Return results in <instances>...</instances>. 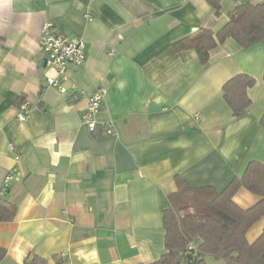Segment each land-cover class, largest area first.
<instances>
[{
	"label": "crops",
	"instance_id": "1",
	"mask_svg": "<svg viewBox=\"0 0 264 264\" xmlns=\"http://www.w3.org/2000/svg\"><path fill=\"white\" fill-rule=\"evenodd\" d=\"M263 2L220 0L217 15L209 0H0V187L20 173L0 201V264L155 263L167 252L164 212L178 179L220 193L250 163L264 164V42L245 49L228 39L205 65L195 50H175ZM47 22L85 42L84 64L67 68L72 94L47 85L56 75L40 48ZM239 75L256 83L235 118L223 88ZM100 88L91 132L81 117ZM233 201L249 210L262 198L243 186ZM263 232L264 216L249 244Z\"/></svg>",
	"mask_w": 264,
	"mask_h": 264
},
{
	"label": "trees",
	"instance_id": "2",
	"mask_svg": "<svg viewBox=\"0 0 264 264\" xmlns=\"http://www.w3.org/2000/svg\"><path fill=\"white\" fill-rule=\"evenodd\" d=\"M209 3L219 15L220 0H209ZM228 39L245 49L264 42V2L237 7L231 21L221 31L201 30L177 43L175 50L193 49L205 65L210 52ZM255 83L254 78L239 75L224 86V99L233 117L239 118L248 111L251 101L247 92ZM261 125L264 126V116ZM177 181L178 191L169 197L170 208L164 212L167 252L151 264H207L208 256L223 264H264V232L253 244L246 238L249 229L264 216L263 163H250L244 175L235 178L220 193L209 187L192 188L182 179ZM243 186L262 198L249 210H242L233 201ZM197 238L201 239V244L194 248L192 243ZM3 257L4 252L0 251V260ZM26 264H47V261L33 256Z\"/></svg>",
	"mask_w": 264,
	"mask_h": 264
},
{
	"label": "built area",
	"instance_id": "3",
	"mask_svg": "<svg viewBox=\"0 0 264 264\" xmlns=\"http://www.w3.org/2000/svg\"><path fill=\"white\" fill-rule=\"evenodd\" d=\"M90 21L92 18L87 17ZM40 48L45 54V65L55 71V76L48 77L47 85L57 88L62 94H72L77 91L75 87L67 88V68L70 65L81 66L85 62L86 47L85 42L80 38H69L54 29L51 22H47L41 29ZM106 90L100 88L89 98L87 110L82 114L81 120L89 131L94 132L97 128L96 114L105 100ZM80 94L84 95L83 91ZM17 116L19 122L27 121L29 117V102H24ZM111 133L107 130L106 134ZM18 160V156L16 157ZM20 179L18 168H14L8 172L3 185L0 187V201L4 200L8 195V190L13 182Z\"/></svg>",
	"mask_w": 264,
	"mask_h": 264
}]
</instances>
